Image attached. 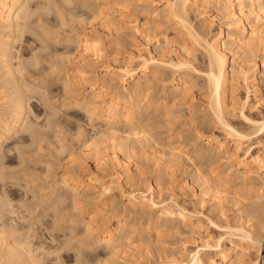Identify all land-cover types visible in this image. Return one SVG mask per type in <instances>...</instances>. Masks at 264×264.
<instances>
[{
  "label": "bare ground",
  "instance_id": "obj_1",
  "mask_svg": "<svg viewBox=\"0 0 264 264\" xmlns=\"http://www.w3.org/2000/svg\"><path fill=\"white\" fill-rule=\"evenodd\" d=\"M147 3L152 7L160 3L163 4L161 11L155 7L152 8L151 13L149 12L150 15L156 16L154 19L150 16L153 20L157 19L161 21V23L163 20L165 23L172 21L174 25L176 24L180 27L181 33H174L175 35H170L171 37H169V34L166 35L167 40L174 46V57H164L165 54L161 56L162 52L160 55H156L152 51H149V53H147V51L146 56L137 52V54L131 53L129 59L125 61H121L118 58L114 61H109L107 58V50L113 47L114 44L119 46L125 43L124 40L112 37L114 31L130 26L137 33L142 32V28L147 31L148 35L149 33H154L155 35L158 32L162 33V25L158 26L155 25V23L150 24L148 22L141 24L137 21V13L143 11L141 10L143 8L142 4ZM79 5L84 8H90V12L88 13V15H90L88 16L86 14L87 17L82 18V13L79 14L76 8L79 7ZM209 7H214L218 10L217 15L221 18V21L219 20L220 22L217 21V23H219L216 31H212L211 29L215 23V17H210V19L201 16H205ZM146 10H148V8ZM37 13L38 16L36 17ZM50 15L56 16V19L58 18L60 20L58 24L63 27L67 25V20L70 19V21H72V24L69 23L70 27L62 38H57L58 36H55L56 31H53V28H55L53 24L51 29H49L51 25H48V21L50 24L52 19ZM251 16L260 21L261 26H263L262 28H264V0H164L163 2H161V0H0V74L3 80V83L0 84V180L5 178L4 176H6L7 172L4 171L6 170V166H3V160H1L3 159L2 156L8 155L6 153L3 154L7 146V151L10 153L13 148L16 149L15 147L19 142L23 144V140L25 139L24 136L21 135H23L24 132L26 133V131L28 132V130L32 138H35V136L38 138L37 136H39L40 131L37 132L36 130L40 127L36 126V128H32L35 126H31L32 124L28 122L31 117L27 120L29 107L32 110V104L30 105L31 99L35 98L34 101L37 100L40 104L42 102V104H45L46 101L49 105L52 98L51 95L56 91L54 89L48 90L44 88L46 85H38V81L29 80L28 74L34 70H32L33 67L41 63L43 64H41L42 67L45 66V62H41L42 59L46 61V56L50 59L54 52H56V58H51L52 60H48V63L50 64L49 68L53 69L52 73L55 76L54 80L61 81V90H63L66 98L68 97L70 99V101L67 99L69 102H63L64 105L68 106V108L73 107L76 109L78 107L81 109L90 121L95 122L94 124L96 127L93 126V128L97 129L99 134H101L96 138L93 137L94 139H85L84 137L85 140L83 142L86 149L85 152H87V154H85H91L93 156L97 169L95 170L88 159L85 160L88 157L83 159L84 157L82 155V160H79L73 153H68L69 156L64 153L69 157L63 158L67 159L66 163L63 161L61 162L65 164L64 172L59 180L53 181L54 183H51L52 185L49 186L51 190L49 192V198L45 196L47 197L45 202L47 201L49 205L48 210L51 209L53 212L50 214L51 217L48 215L51 210H49L50 212L47 211L48 213L46 212V215L49 216L48 218H52L55 227L56 225L58 226L57 220H62L63 228L70 230L69 233L73 235L74 238L76 234L74 228H76V224L80 225L81 223L84 224L85 232L88 233L89 239H84L85 241L79 240L80 242L78 246H75L76 248L74 245H69L72 240L63 242V244L67 246L69 245L75 249L78 248L79 251L75 253L77 256L75 264H85L88 261H92L94 264L114 263L119 256H123L124 254L127 256L128 254L126 253L130 252L135 253L133 251H138L139 257L154 258L155 264H251L253 261L252 251H255L257 252V256L253 263L264 264V257L260 258L261 252H264V180L261 179L262 182L255 189V194L253 196H242L240 193L241 189H250V185L253 184L254 179L260 177V172L264 169V158L261 155L252 154L242 159V169L232 171L231 167H227L220 172V176L216 179H214V170L209 171V168H197V174L192 178V181L193 184L197 182L200 184V190L195 191V195L199 198L198 200L205 201V199H208V201H211L213 210H217V216L222 217L224 214L223 202L229 199L238 206L237 210L239 211V217L234 222L225 220L220 224L228 231L226 233L229 236L226 241H221V235L216 240L210 238L208 241L202 243L204 251L201 252L200 249H196L191 253L180 252L178 256L174 257L169 255L163 257L159 255L162 244L158 242V240L155 243L149 241L147 244H144L139 242L149 237L145 239L140 238V241H138L139 238L134 239V237L141 234V231H145L144 233H146L151 229H155L158 235L167 233V231L174 235L185 236L199 233L202 229L200 218L202 212L187 207L181 202L176 193L168 194L164 193L163 189H155L152 184L139 186L136 185V183L130 184V189L133 190V192L135 191V193L131 192L129 200L127 199V203L123 206V209L120 210L118 209V202L114 200L115 197L112 195L116 185L114 181L116 180H112L111 183L106 182L100 177L101 174L98 172V169H102V167L99 168V166L104 164V161L107 159L106 155H104L105 153L103 154V150L101 149L104 148L102 147V142L104 143L106 137H110L111 139H109L112 140L111 145L110 143L108 144L112 149L111 152L109 151L111 161L114 165L122 169L126 181L134 178V170L130 163L131 153L129 151L130 148H134V145L131 146L132 142H130L129 145L127 140L133 139V143L135 142L138 144L141 139L149 136V124L146 121L150 118V115H148L150 110H155L156 106H161L164 116H166V118H171L176 112L174 108H179L178 106L181 108L185 104L191 105L188 120H186V122L184 120L181 125L183 129H191L192 127L195 129L193 137L191 136V138L188 137L183 140L184 144L187 143L189 145L191 142V147L187 150L179 149L178 147L171 148L170 161L177 158L192 160V156L194 155L204 159L205 164H203L208 165L209 163L216 162V153H230L234 155V153L237 152L234 151L238 150L239 146L241 147L245 139L250 138L251 135L255 133L264 132V115H262V117L259 116L261 118L257 119L243 113L245 114L244 120L249 125L246 128L238 127V125L234 124V120H231L233 118H230L237 108H241L243 112L244 106L249 103V92L252 90L256 93L262 88L261 84L264 83V34L262 33L264 31L259 30V27L255 25L252 26V21H249L251 20L249 19ZM199 17H201V19ZM51 22H53V19ZM249 25L252 27L250 28ZM224 26H226L225 28L227 29H225ZM148 35L146 34L145 36L148 38ZM48 36L57 41V43L64 41L65 46L62 53H57L58 50L54 49L56 46L53 48V42L48 40ZM23 41L28 43V49L38 50L39 52L37 51V53H35L33 51L34 53H32V56L29 55L31 56L29 59L24 57L25 60H20V58L24 59L23 54H19L20 51L17 52L15 47L17 42H20V46ZM259 49L261 50L260 54ZM40 52L42 54H39ZM41 55H44L46 58ZM259 57L260 66L259 61H257ZM15 58H17L18 61L14 62ZM95 61L96 63L101 61L102 69L91 75V72H89L90 68L88 67L92 66ZM44 70L46 69L44 68ZM57 70L59 71L57 72ZM54 72L57 74L55 75ZM38 75L41 74L37 73L36 76ZM43 75L44 74H42V76ZM32 78L34 79V77ZM199 78H202V80ZM161 79L164 84H162V91H159L160 89H156L153 82ZM200 80L202 82H200ZM115 81L120 83L118 87L116 86L117 84H114ZM260 81L262 83H260ZM36 85H38V87H36ZM240 85L247 89V95L244 99H241L239 96L237 97L236 91ZM164 87H167L168 90H164ZM196 87H198L197 93H199L198 95L201 97V103L205 105L202 111H209L212 115V118L209 120H207L208 116L206 117V115L199 116L201 110L197 108V103H194L196 97L194 96V91L196 92L194 89ZM1 88H3L2 91ZM59 88H61V86H59ZM165 91L167 93H165ZM161 92H163V94H161ZM60 99L62 98L60 97ZM56 108L58 107L56 106ZM49 110L51 112L50 105ZM55 111L58 110L56 109ZM54 112L53 115H55ZM46 113L49 116L51 115L48 112ZM182 114L185 116V113ZM68 115L69 116L66 118L67 120L64 118L67 122H74V120H76L75 123H78L80 120H77L72 113ZM51 118H53L52 115ZM48 122H50V120ZM35 124H37V122H35ZM41 125L43 126V124ZM61 125L60 127H62ZM80 125L78 124V126ZM212 125H217L224 129V133H226L227 136L220 138L213 130L214 127ZM44 126L43 129L47 127V125ZM51 132H53V130H51ZM18 133V137L12 142L17 143L15 147H12V143L5 142L11 140L12 137L16 136ZM153 135L154 134H152V136ZM39 137L42 140L43 136ZM59 137L57 138L61 139ZM120 138L123 139L118 140ZM231 138L236 143L232 151L229 147ZM125 139L127 140L125 141ZM257 139L264 143V135L258 136ZM39 140L38 142H40ZM144 140H147V138ZM59 141L60 140H58V142ZM202 141L205 143L203 144ZM4 143H6L5 147H3ZM60 143H62V146L65 142L61 141ZM29 144H27V146H29ZM41 146L42 144L38 148L39 150ZM63 146V149H61L65 152L66 145ZM70 146L72 145H69V147ZM32 147L33 146H31V148ZM81 147L82 146H80V148ZM52 148L54 149V147ZM58 148H55L57 149V151L55 150L56 152L60 150V148L59 150ZM135 148L140 149L138 147ZM17 149L19 151L18 154L24 157L20 154L22 152V146H17ZM26 149L28 150V148ZM15 151L17 154V150ZM55 151L53 153H55ZM121 152L125 154L124 159H121L119 156ZM58 153L62 154L63 152L59 151ZM18 154L17 157L19 156ZM55 154L60 156L57 153ZM163 156H165V154H160V157L164 158ZM56 158H58L57 160L60 159V157ZM23 159L22 163L25 160ZM29 161L31 160H28V162ZM47 161H49V159ZM22 163L19 162V165ZM28 164H30V162ZM43 166L45 168L44 164ZM209 167L211 168V165ZM7 174H9V172ZM9 175L7 176L9 177ZM56 176L57 175L54 177ZM30 179L29 177L28 180ZM6 181L7 180H5V182ZM15 182H17V180ZM116 182L119 183V186L125 184L121 183L119 179H117ZM126 183H129V181ZM29 186H31V184ZM9 198L11 199V197ZM248 198L249 200H247ZM10 202L11 200H8L9 204H11ZM115 202H117V204ZM88 203L94 204V206H96L94 211L100 212L101 214L95 213L93 210L87 214L84 213L83 209H86V206L88 208V205H90ZM17 206L19 205L17 204ZM66 206H70L69 211H65ZM33 208L32 206V209ZM70 208L73 210L70 211ZM147 208L149 210H158V214L156 216H144L142 213ZM14 209L18 210L17 208ZM8 212L6 214H8ZM67 212L70 214L68 215ZM9 213L11 214V212ZM2 214L6 215L5 212L3 213L1 211L0 217ZM23 215H20V217H23ZM2 217L4 218L5 216ZM23 218H25V215ZM13 219L9 220L10 223L11 221L15 222ZM1 220L3 219L1 218ZM50 220L48 219L49 222ZM45 221L47 220L45 219ZM2 222H4L2 223V225H4L6 220ZM40 222L41 220L39 223ZM17 223L18 222H16V224ZM53 223L52 225H54ZM6 224L4 226L0 224V226L10 227V224ZM14 224L15 223H12L9 229L6 227V230L4 228L1 229L0 251L3 253L2 255L0 253V264H2L1 260L3 258H5L3 260L4 263L9 264H48L46 262L48 257H52L55 251L59 253L61 249L63 250L65 248L63 244L61 247H58L59 245L57 246L56 244V248L53 247L54 249L51 248L50 250V247H45L42 242L40 245V241L39 243H34L32 238L28 239V237L32 236L30 232L32 224L28 229H26L27 226L25 225V229L28 231H25L24 235H26L27 232L28 234L25 238L22 237L23 239L19 238L22 236L18 237L20 234L19 232L23 230H18L20 223L17 224V229L15 228L17 225ZM23 224L25 223L22 222V225ZM59 225H61V223ZM34 228H36V225ZM47 229L49 230L50 228H46V230ZM59 229L60 228H58V230ZM32 230L33 233L36 231L35 229ZM62 231H64V229ZM6 234H8L9 237L12 236V239L9 240L10 238H8L7 241ZM26 238L27 240H25ZM75 239L77 240L78 238L76 237ZM47 248L48 250H46ZM86 248L94 251L103 248L102 250L106 251V256H109V258L104 259L102 256L100 257V254L91 253V251L88 252ZM40 249H43L41 250V254L39 253ZM82 249L83 251L80 252ZM45 251H47L48 255L45 254ZM56 254L57 253H55V255ZM138 260L139 258L137 261Z\"/></svg>",
  "mask_w": 264,
  "mask_h": 264
},
{
  "label": "rangeland",
  "instance_id": "obj_2",
  "mask_svg": "<svg viewBox=\"0 0 264 264\" xmlns=\"http://www.w3.org/2000/svg\"><path fill=\"white\" fill-rule=\"evenodd\" d=\"M90 1H92V0H90ZM146 1H149V0H146ZM163 1L164 0H161V2H163ZM142 5H143V8L141 10H143V11L137 13V17H136V18H138L137 21H139V23H141V24H144V23L148 22L150 24H154L155 23V25H158V26L162 25L161 28H163L164 31H163V29H161L162 33L158 32L159 34L156 33V35L154 33H149V35H148L147 31L144 28L141 29L142 32L137 33L130 26H127L128 28L127 27H123V28H120L118 31H114L112 37L124 40L125 43L124 44H120L119 46L117 44H114L113 47H110L107 50V58L109 59V61H114L116 58H118L121 61H125V60L129 59L131 53L137 54V52L146 56L147 53H149V51H152L156 55H160V53L162 52L161 56H163L165 54L164 57H167V56L174 57V55H175L174 51H173L174 50V46H173V44H170V42L167 40L166 35L169 34V37H171L170 35L173 36V35H175L174 33H177V34L181 33L180 27L178 25H176V24L174 25V23L172 21L169 22V23H167V22L165 23V21L163 20V22L161 23V21H159L157 19L153 20L154 18H156V16L150 15L152 8L156 7L159 11H161V8L163 7V4L160 3V4H158L155 7L154 6L152 7L149 3L142 4ZM146 5H148V6H146ZM76 8L78 9V10L77 9L76 10H77V12L79 14L82 13L81 14L82 18L87 17L88 13L90 12L89 11L90 8H84L81 5H79V7H76ZM145 8L146 9L148 8V10H146ZM207 10L208 11L205 13V16L204 15H201V16L208 17V18L215 17V23L213 24L211 29H212V31H216V29H218V27H217L218 23L221 21L220 20L221 18L219 17V15H217L218 10H216L214 7H209V9H207ZM144 11H146V12H144ZM214 15H216V16H214ZM37 16H38V13L36 14V17ZM50 16L52 17L53 22H51L52 19L50 21V24H49V21H48V25H51L49 27V29H51L52 24H53V27H55V28H53L54 29L53 31H56L55 32V36H58L57 38H59V37L62 38L64 36V34H66L67 30L70 27L69 23L72 24V21H70V19L68 18L69 20H67L68 21L67 25H65L64 27L61 25L62 26V28H61L60 24H58V23H60L59 22L60 20L58 18L56 19V16H54V15H50ZM150 16H152L153 19ZM217 16H218V18H217ZM199 18L201 19V17H199ZM199 18H197V19H199ZM249 19H251L249 21H252L251 22L252 26L255 25L256 27H259L258 28L259 30L264 31L263 30L264 28H262L263 26H261V22L260 21H258L255 17H252V16L249 17ZM57 20H58V22H57ZM217 21H219V22L217 23ZM67 26H68V28H67ZM260 26H261V28H260ZM225 27L226 26H224V28ZM249 27H250V25H249ZM225 29H227V28H225ZM262 33L264 34V32H262ZM146 34L148 35V38H147V36H145ZM29 35H31V34H29ZM47 38H48L49 41L51 40L53 42V44H52L53 48L56 46L54 49L58 50L57 53H62L63 52L64 46H65L64 41H60V42L57 43V41H55L54 39L50 38L49 36ZM19 43L18 42L16 43L15 50L17 49V52L20 51L19 54L20 53L23 54V58L27 57L29 59L32 56V53H34V52L37 53V51H38V50L35 51V50L28 49V43H26V41L25 42L23 41L22 45H20L23 48L19 46ZM55 53L56 52H54V54H53V56L51 58H56V56H55L56 54ZM260 53H261V50L259 51V54ZM39 54H42V53L40 52ZM43 54H45V53H43ZM29 55H31V56H29ZM57 55H59V54H57ZM199 55L201 56L200 53H199ZM41 56L45 57L44 55H41ZM46 57L48 58V56H46ZM25 58L24 59L20 58V60H25ZM47 58L45 59L46 61H43V59L41 61L43 63L45 62L44 63L45 66L42 67L41 66L42 63H41L38 66H35V67L32 68V70L34 69L32 71L33 73L31 72V73L28 74V79L29 80L32 79L35 82L38 81L37 83H38V85L40 84V86L46 85L47 87L44 86V88H47L48 90L54 89L58 93V95H57L56 92H53L52 95H51V97H52L51 101L49 100L50 101L49 105H50L51 112L49 110V105H48V103H46V101H45V104H42L43 102L40 104V102H38L37 100H36L37 102L34 101L35 98L31 99L30 105L32 104L31 107H32L33 111L29 107L30 110L28 109L27 120H29L28 118L31 117L30 121H28V122H30V124H32L31 126H35V127H32V128H36V126H38L41 129H43V126L47 125V127L43 129L44 131L41 130L40 128H37L38 130H36L37 132L40 131L39 132V136H43L42 140L40 139L39 136H37L38 138H36L35 135H34L35 138H32L31 137V133L28 130V132L26 131V133L24 132V134L22 133L23 135H21V136H24V139H25V140H23L24 141L23 144H20L22 142L18 143L20 145H18L17 143H12L15 140V138L18 137L19 133L16 134V136L12 137L13 140L11 139V140L5 141L7 143L8 142L12 143L13 144V145L11 144L12 147H15L16 144L19 147L22 146V152L20 151L21 152L20 154L23 155L24 157H22V156H20L18 154L19 151L17 149V146L15 147L16 149L13 148L10 153L7 151V149H8V146H7V149H5V152H3V154L4 153L8 154V155H4L5 159H4L3 156H2L3 159H1V160H3L2 161L3 164H4L3 166H6L5 167L6 170H4V171H7L6 172V176L10 174L9 177L10 178L12 177V178L10 179L8 176H7V178H6V176H4L5 178L3 177L4 179L3 180L1 179L2 181L0 180V190H1L0 191V206H1L0 207V212L2 211L3 213L5 212V214H6L9 211V212H11V214L9 212L6 215L2 214V216H5V217L4 218L2 216L0 217V224L2 225V223H4L2 221H5V220H6L5 224L6 223L8 225L10 224L9 225L10 227H11L12 223H15V224H16V222H18L17 224L20 223L21 225L19 224V227H18L17 224H16L17 226H15V228L18 227V230H23L24 231V232L22 231L23 233L18 231L20 233L18 235V237L22 235L19 238H22V237L25 238V236L28 234V232H27L26 235H24V233H25V231H28L26 229H28V227H30L31 224H32L33 227L31 226L30 232H31V235L33 237L29 235L30 237L27 236L28 239L32 238L34 240V243L35 242L39 243V241H40V243H39L40 245L43 243V245L45 247L49 246L50 248L49 247L48 248L51 250V248H53V247L56 248V246H55L56 244H57V246L59 245L58 247H61L63 242L67 241V240H68V242L70 240H72V241H70L71 243L69 245H71V246L74 245V247H75V246H78V244H79V242L81 240L83 241L84 239L85 240L89 239L88 235H87L88 233L85 232L84 224H81V223H80V225L76 224V228H78V229L74 228V230L76 232V234L74 235V238H73V235H71L69 233L70 230L63 228V224H62L63 222H61L62 220H57L58 226L56 225V227H55V223H53L52 218H48L50 216V214H52L53 212H52L51 209H49V210H51V212L48 210V206L49 205H48L47 201L45 202V200H47L46 199L47 197L49 198V194H50L49 192L51 191L49 186L52 185L51 183H54L53 181H56L57 179L59 180L61 178V176H62V173L64 172V167H65L64 163H66L67 159H63V158H65V157L69 158L67 156H69L70 153L71 154L73 153V155L77 156L76 158L79 159V160L80 159L82 160L83 157H84L83 159L88 157L85 160L88 159L89 163L92 166H94L95 170L97 169L96 168V162L93 159V156L91 154L86 155L87 152H85L86 149H85V147L83 145V142H84V140L86 138L94 139L93 137L96 138V137L100 136L101 134H99L97 129L93 128V126H95V124H94L95 122L94 121L93 122L90 121V119L86 116V114H84V112L81 111V109H79L78 107L76 109L72 107L73 108L72 109V108H70V107L68 108V106L64 105V103H66V101L69 102L70 99L68 97L66 98L65 94L63 93V90H61L62 89L61 81L60 80H57V81L54 80L55 76L52 73L53 69L49 68L50 64L48 63L49 62L48 60H52V59L51 58L47 59ZM16 61H18L17 58L14 59V62H16ZM257 61H259V66H260V57H259V60L257 59ZM101 67H102L101 61H99L97 63L95 61L92 64V66H89L88 68H90L89 72H91V75H93V73L95 74L96 72L100 71L102 69ZM44 68L46 70H44ZM42 69H43V71H42ZM58 71L59 70H57V72ZM37 73L41 74V75H38L39 76L38 77V76H36ZM54 73H55V75L57 74L56 72H54ZM31 74H32V76H31ZM42 74H44V75L42 76ZM30 76H31V78H30ZM32 77H34V79ZM199 79L202 80V78H199ZM39 80H40V82H39ZM201 80H200V82H202ZM2 83H3V80L1 79V74H0V84H2ZM260 83H262V82L260 81ZM114 84L115 85L117 84L116 85L117 87L120 85V83H118V81L117 82L115 81ZM153 84L155 85L156 89H160L159 91H162V88H163L162 84H164L162 79L154 81ZM38 85H36V87H38ZM261 85H262V88L260 89L261 91L260 90L257 91L258 93L257 92L255 93L252 90L250 91L251 93L249 92V94H250L249 103L244 106L243 112H242L241 108L240 109L237 108L233 112L234 114L232 113L233 115L230 116V118L231 117L233 118L231 120L232 121L234 120L233 121V122H235L234 124L238 125V127H240V128H244L245 127L246 128V127L249 126L246 123V121L244 120L245 119V117H244L245 114L246 115L248 114V116L255 117L257 119L261 118L262 115H264V83H262ZM59 86H61V88H59ZM57 88H58L59 91L57 90ZM2 89L3 88H1V91H2ZM164 90L167 91L168 90L167 87H164ZM194 90H196V92L194 91V94H195L194 96H196L195 99H194V103H197V108H199L201 110L199 112V116H205L206 115V117L208 116L207 117L208 119L207 118L206 119L209 120L210 118H212V115L210 114L209 111H206V110L202 111V109L205 108L204 107L205 105L204 104L202 105L201 100H200L201 97H200V95H198L199 93H197L198 92V87H196ZM166 91H165V93H167ZM236 92H237V97L239 96L241 99L242 98L244 99V97H246V95H247V89L245 87L241 86V85L238 86ZM161 94H163V92H161ZM61 95H64V96H61ZM0 96H1V93H0ZM60 97L62 99H60ZM64 99H66V100H64ZM38 103H39V105H38ZM47 105H48V107H47ZM56 106L58 108H56ZM178 107L179 108H177V107L174 108L176 110V112H178V113H176L174 111L175 114L173 113L174 115L171 116V118L168 117L169 119L166 118V116H164L163 108L161 106H156L155 110L153 109V111H151L152 110L151 109L149 114H148V115H150V118H149V120L146 121L149 124L148 125L149 126L148 127L149 128V132H148L149 136L146 137L147 140H144V139H146V138H144V139H141L138 144L135 143V142H134L135 143L134 144L133 143V141H134L133 139H130V140L125 139V141L127 140V142L129 143V145H130V142H132L131 146L134 145V148L135 147L140 148V149H137V148L134 149L132 147V148H130V150L128 149L130 151V153H131L130 163H131L132 169L134 170V174H133L134 178L130 179V180H127V181H129V183H126L127 181H126V178H124V174L122 173V169L117 167L116 165H114V163L111 161L110 152H111L112 149H111L110 145H111V141L112 140H110L111 139L110 137H108V138L106 137L105 138L106 141L104 140V143L102 142V147H104V148H101V149L103 150V154L105 153L104 155H106L107 159L105 158L106 160L104 161V164H101V166H99V168L102 167L103 170L101 168L98 169V172L101 174L100 177L103 180H105L106 182L111 183L112 180L113 181L114 180L117 181V179H119L121 181V183H125V184L119 186V183L114 181L116 185L114 187L115 189L113 190V194L112 195L115 197L114 200H116L118 202V204H117V202H115V203L118 205V209H120V210L123 209V206L129 200L131 192L135 193V191L133 192V190L130 189V187H129L130 184L136 183V185H139V186H145V185H148V184H152L155 189H163L164 193H168V194L176 193V195L180 198L181 202L184 203L187 207H189L190 209H194V210H198V211L202 212L200 214L202 229H201V231L199 233H196V234H193V235H190V236L189 235L185 236V235H174V234H172V233L167 231V233H164V234L162 233V234L158 235L156 233L157 231L155 229H151L149 232H146V233H144L145 231L144 232L141 231L143 233V234L141 233L142 235L139 234V235L134 237V239L135 238L136 239L139 238L138 241H140V238H144L145 239V238L149 237L146 240H144L142 242H139V243H144V244H147L149 241H152L153 243H155L158 240V242H160L162 244V247H160V252H159L160 254L159 255H161L163 257H165V255H169L171 257L178 256L180 254V252L191 253V252H193L196 249H200V251L202 252V251H204V248L202 247V243L204 241H208L210 238H213V239L216 240L220 235H221V241H226L228 239V236H229L226 233L228 231L225 228H223V226H221L220 224L223 223L225 220H227L229 222H234L239 217V211L237 210L238 206L236 204H234L229 199L227 201L223 202L224 214H223L222 217L217 216V214H216L217 210H213V207L211 206V204H212L211 201H208V199H205V201L198 200L199 198L195 195V191H199L200 190V184H199V182L193 184V181H192V178L194 176H196V174H197V168H200V167L203 168V169H208L209 168L208 169L209 171L214 170V172H215L214 173L215 174L214 175V179H216L217 177L220 176V172L225 170L227 167H231L232 171H235L236 169H242L243 168L242 165H241L242 159L247 158V157H249L252 154H254V155L259 154V155H261L264 158V143L257 139L258 136L264 135V132L263 133L262 132H258V133H255V134L251 135L250 138L245 139L244 142L241 144V147L239 146L238 150L234 151V152L237 151L236 153H234V155H232L230 153L229 154L216 153L215 154L216 162L209 163L211 165V168L209 167L210 166L209 164H208L209 166L208 165H204L205 164L204 163L205 162L204 159L199 158L198 156H194V155L192 156V158H193L192 160H187V159H182V158L178 159L177 158L175 160L170 161V158H171V153H170L171 150L170 149L171 148H177V147L179 149H183V150L189 149L191 147V142L188 145L187 143L184 144L183 140L185 138H188V137L191 138V136L193 137V133L195 132L194 127H192L191 129H189V128L183 129L182 126H181L184 120H185V122H186V120H188V117H189L188 114H189V110H190L191 105L190 104L183 105L181 108L184 111L180 108V106H178ZM56 109L58 111H55ZM180 110H182V111H180ZM45 111L48 112L49 114H51L53 116V118H51V115L50 116L47 115V113ZM33 112H35V113H33ZM53 112H54L55 115H53ZM69 113H70V115H71V113H72V115H75V118L77 120L80 119L78 121V123L77 122L75 123L76 120H74V122L65 121L67 116H69L68 115ZM182 113H185V116ZM243 113H245V114H243ZM38 115H40L41 117L38 116ZM65 115H66V118H65ZM43 116H45V117H43ZM47 116L49 117V119H48ZM56 116H57V119H56ZM259 116H261V117H259ZM34 117H35V119H34ZM38 117H39V119H38ZM46 119H48V120H46ZM31 120H32V122H31ZM49 120H50V122L52 121L51 122L52 124L50 122H48ZM54 120H55V122H54ZM33 121H34V123H33ZM35 122H37V124H35ZM68 123L70 124V126H69ZM41 124H43V126ZM78 124L79 125L81 124V125L78 126ZM39 125H41L42 127L39 126ZM60 125L62 127H60ZM52 126L53 127L55 126L56 128L55 127L53 128ZM212 126H210V127L213 128V130L216 132L217 135H219L220 138H223V137L227 136L226 133H224L225 132L224 129H222L221 127H219L217 125L216 126L212 125ZM45 129H46V131H45ZM33 130H35V129H33ZM51 130H53V132H51ZM55 130L58 131V132H56ZM40 133H41V135H40ZM79 133H82V134H79ZM25 134L30 136L31 138L26 136ZM150 134H151V136H150ZM152 134H154V135L152 136ZM81 135H83V136H81ZM94 135H97V136H94ZM25 136H26V138L27 137L28 138L26 139ZM57 137H59L61 139H58ZM62 137H64V138H62ZM84 137H85V139H84ZM47 138H48V140H47ZM73 138H74V140H73ZM44 139L47 140V141H45ZM121 139H123V138H120L118 140H121ZM38 140L40 142H38ZM58 140H60V141L58 142ZM61 141L65 142L63 144V145H66V148H65L66 151L65 152L62 150L63 149L62 148L63 145L61 146V144H62V143H60ZM202 142H203V144L205 143L204 141H202ZM108 143H110V145ZM27 144H29L30 147L27 146ZM41 144H42V146H41V148L39 150L38 148L40 147ZM52 144H54V145H52ZM68 144L72 145V146L69 147ZM5 145H6V143L3 144V147H5ZM229 145H230L229 146L230 150L232 151L234 149L235 145H236V143L234 142V140L232 138L230 139ZM31 146H33V147L31 148ZM80 146H82V147L80 148ZM52 147H54V149ZM56 147L60 148V150H59V148H58V150L60 152H63L62 153L63 155L61 153L59 154L58 153L59 151L56 152L57 151V149H55ZM63 147H65V146H63ZM26 148H28L29 151ZM51 148H52V150H51ZM67 148H68V150H67ZM19 149H21V148H19ZM15 150H17V154L19 155L18 157H17V154L15 153L16 152ZM41 150H43V151H41ZM78 150H79V152H78ZM131 150H133V151H131ZM54 151H55V153L59 154L60 156H57L55 153H53ZM42 152H43V154H42ZM83 152H84V154H83ZM162 153L165 154V156H163L164 158L160 157V154H162ZM38 154L39 155L41 154V155L39 156ZM45 155H47V156H45ZM82 155H83V157H82ZM236 155H237V157H236ZM11 156H13V157H11ZM51 156H52V158H51ZM119 156L121 157V159H124L125 154L124 153L122 154V152H121ZM56 157H60V159L57 160L58 158H56ZM22 159L24 160L25 163L24 162L22 163ZM27 159L31 160V161H29L31 165L28 164L29 162H28ZM48 159H49L50 163H49V161H47ZM35 161H37V162H35ZM62 161L64 163H61ZM19 162L24 164V165H22V164L19 165ZM36 163H38V164H36ZM43 164L45 165V168H44ZM35 165H36V167H35ZM46 165H47V167H46ZM21 171H22V173H21ZM8 172H9V174H7ZM102 172H103V174H102ZM12 173H14V174H12ZM55 175H57V176L54 177ZM114 175H115V177H114ZM29 177L31 178L30 180H33V181L28 180ZM34 177H36V178H34ZM12 179H14V180H12ZM25 179H27L30 182L32 187L29 186L30 185L29 182L27 180H25ZM261 179L264 180V169L261 170L260 177L254 179L253 184L250 185V187H251L250 189H246V188L245 189H241V191H240L241 195L242 196H253L255 194V189L262 182ZM5 180H7L8 182L7 181L5 182ZM9 180H11V181H9ZM16 180H17V182H15ZM1 185H2V187H1ZM5 185H6L7 188L5 187ZM47 185H48V187H47ZM22 188H24V189H22ZM30 191H32V192H30ZM4 192H5V194H4ZM124 192H126V193H124ZM45 196H47V197H45ZM9 197H11V199ZM34 197H36V198H34ZM8 200L9 201L11 200V202H10L11 204L8 203ZM247 200H249V198ZM41 201H43V202H41ZM4 204H5V206L7 204L8 205L5 207ZM17 204L19 206H17ZM88 204H90V205H88V208L86 206L85 207L86 209H83L84 213H86V214L89 213L92 210L94 211V208H96V206H94V204H91V203H88ZM32 206L34 207L33 209H32ZM45 206H46L47 209L45 208ZM2 207L5 210H3ZM35 207H36V209H35ZM69 207L70 206H68V207L66 206L65 211H69ZM9 208H10V210H9ZM14 208H17L18 210L19 209L20 210L18 211V210L14 209ZM11 209H12V211H11ZM15 210H16V212H15ZM71 210H73V209L70 208V211ZM28 211H30V212H28ZM38 211H40V212H38ZM47 211L50 212V213H48ZM18 212L20 213V215L24 214L25 218H23L24 215H23V217H20ZM46 212L48 213L49 216L46 215ZM94 212L101 214L100 212H96V211H94ZM67 214L69 215L70 213L67 212ZM142 214H144V216H156L158 214V210H156V209H152V210L150 209L149 210L147 208L145 211H143ZM13 217H14V219H13ZM1 218L3 220H1ZM11 219L15 220V222L11 221V223H10L9 220H11ZM45 219L47 221H45ZM48 219L49 220L51 219L50 222L48 221ZM38 220L39 221L41 220V222L39 223ZM43 221H45V222H43ZM58 221H60V222H58ZM250 221H255V220H250ZM22 222L25 223V224L22 225ZM52 223L54 225H52ZM60 223H61V225H59ZM41 224H42L43 228H42ZM4 225H2V226H4ZM14 225H12V226H14ZM25 225L27 226V228H26ZM35 225H36V228H34ZM2 226H0V232L2 231L1 230L2 228H4V229H5V227L8 228V229L10 228L8 226H5V227H2ZM39 227H41V228H39ZM46 228H50L52 230V232H51L50 229L46 230ZM58 228H60V229L58 230ZM32 229H35L36 231H34V233H33ZM63 229H64V231H62ZM184 230H185V228H184ZM18 232H17V234H18ZM36 234H38V235H36ZM6 235H7L6 236L7 241H8V238H10L9 240L12 239V236L9 237L8 234H6ZM44 235H45V237H44ZM68 235H70V236H68ZM50 236L51 237L54 236L56 239L54 237L51 238ZM40 237L42 238V240H41ZM76 237L78 238L77 240L75 239ZM25 240H27V238ZM44 241H46L47 243L44 242ZM58 241H59V243H58ZM61 241H62V243H61ZM48 243H49V245H48ZM64 246H65V248L63 250L61 249L60 250L61 252L58 253L57 251H55V253H57L58 255L60 254L59 256L56 254L58 257L55 255V253H53V256L54 255L55 256L51 257L49 255L51 258L48 257L46 259V262L48 264L52 263L53 261L54 262L52 264H75L76 263L75 259H77V256H76L75 253H77L79 251L78 248L75 249L76 247L74 248V247L69 246V247L73 248V249H71L66 244H63V247ZM48 248L46 250H48ZM102 249L103 248L97 249V251H94L92 249H87L86 248V250L88 252L91 251V253L94 252L96 254H100V257L102 256L104 259L105 258L106 259L109 258V256L108 257L106 256V251L102 250ZM41 250H43V249H40V251L38 250L40 254H41ZM98 250H100V251H98ZM82 251H83V249L80 250V252H82ZM42 252H44V251H42ZM45 252H46L45 254H47V251H45ZM101 252H103V253H101ZM133 252H135V253H131L130 252L131 254L130 253H126V254H128L127 256L125 254H124L125 256L124 255L123 256H119L115 260L114 263H109V264H155L154 263V261H155L154 258L150 259L148 257L149 258L148 259V258L143 257V256L139 257L138 256L139 254L137 253L138 251L137 252L133 251ZM0 253L2 255L3 252L0 251ZM256 256H257V252L252 251V257H253L252 260L253 261L256 258ZM263 257H264V252H261L260 258H263ZM58 258H60V259H58ZM138 258H139V260L137 261ZM4 259L5 258H3L1 260V263L2 264H9V263H4V261H3ZM53 259H55V260H53ZM56 259H58V260H56ZM47 260H49V261H47ZM253 261L251 262V264H254ZM56 262H58V263H56ZM88 263L89 264H94V262H92V261L91 262L88 261L85 264H88Z\"/></svg>",
  "mask_w": 264,
  "mask_h": 264
}]
</instances>
